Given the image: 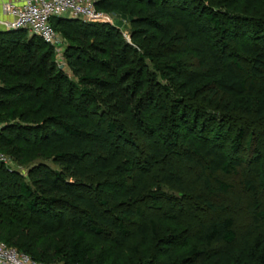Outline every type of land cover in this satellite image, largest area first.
I'll list each match as a JSON object with an SVG mask.
<instances>
[{"label":"trees","instance_id":"trees-1","mask_svg":"<svg viewBox=\"0 0 264 264\" xmlns=\"http://www.w3.org/2000/svg\"><path fill=\"white\" fill-rule=\"evenodd\" d=\"M241 1L248 11L264 9V0ZM214 4L215 0H100L98 11L130 18V44L114 22L52 19L54 30L67 43L63 68L39 37L25 30L0 31V152L21 165L44 158L60 166L33 165L28 183L0 163V186L10 193L0 199V242L42 264H264V255H257L250 243L236 247L230 217L199 223L192 234H184L186 240L180 235L161 238L157 222L145 217L151 207L142 204L147 198L158 201L156 195L152 190L147 194L148 187L126 184L133 181L135 153L144 150V143L137 141L146 133L162 141L144 156L145 161L174 153L179 161L204 164L202 171L209 174L203 187L206 197L227 194L230 186L214 175L234 174L243 164L242 151L251 153L259 146L260 129L255 133L238 127L225 149L220 130L213 137L203 126L196 131L195 117L191 120L187 113L191 108L186 103L202 94L213 97L211 103L223 95L234 102L233 108L221 100L211 104L212 110L222 111L223 119L233 118L239 108L259 128L264 125V90L253 93L264 81V10L252 31L241 30L243 43L237 33L247 23L233 30L237 35L233 45L248 62L245 71L238 57L218 56L213 47L212 36H225L227 31ZM176 28L195 32L208 46L211 67L206 77L212 85L205 90L204 81L184 76L179 62L161 64L165 84L152 83L131 68L171 53L178 45ZM158 91L164 100L172 97V107L159 106ZM146 102L155 107L153 115L171 108L174 116L176 105L181 106L183 132L173 133L169 124L166 128L169 119L158 120V129L147 125ZM167 172L160 184L184 189L172 167ZM254 175L264 188L263 171L257 167ZM255 182L244 181L242 187L253 192ZM256 214L264 219L262 212Z\"/></svg>","mask_w":264,"mask_h":264},{"label":"rangeland","instance_id":"rangeland-1","mask_svg":"<svg viewBox=\"0 0 264 264\" xmlns=\"http://www.w3.org/2000/svg\"><path fill=\"white\" fill-rule=\"evenodd\" d=\"M215 3L216 4L212 6L214 7L213 11L216 12L217 18L223 21L222 24L224 27H226L227 31L225 36L219 34L212 36L214 41L213 47L218 50V56L228 55L230 60L238 57L237 62L245 71H247L248 62L240 55L239 49L233 45L232 39L238 35L239 41L243 43L245 39L241 37V30L243 29L244 32L245 30L249 32L252 31V28L262 18L261 15L264 9L260 7H254L253 10L248 11L247 8L243 6L241 0H215ZM103 15L114 22L115 26L119 27L120 36L124 41L130 44V18L124 14L115 15L103 12ZM63 18H69V14H64ZM244 22L247 23L246 26L242 25ZM238 24L242 26L238 28V33L236 35L233 34V30L236 29ZM56 33L59 45L61 48H63L62 52L64 53L67 43L58 32V29L56 30ZM174 34L177 37L176 40L178 45L177 47H174V50H172L171 53L166 54L164 58L155 57L154 61L145 59L143 63H134L131 68L139 72L140 76L147 77L152 83L155 82L158 84H165L167 80L161 79V75L163 74L161 64L169 65L171 63L174 64L175 62H179V69L183 71L184 76L187 78L191 77L196 81H204L205 84H203L202 87L203 90H205V87L212 84H208L209 81L206 77L208 70L211 67V58L204 38L202 36L196 35V33L192 31L190 33L184 32L180 28H176ZM224 45H226V48ZM58 57L59 56H57V54L54 52V59L57 61V63H59L60 67L63 68L66 63L65 59L63 56L61 59ZM134 58L136 61L135 56ZM153 89L155 90V88ZM144 90L147 91L148 87L145 86ZM263 90L264 81H261L256 86V90L253 93L254 95H257L258 92H263ZM158 92L159 93L157 95L160 99L159 106H161L162 103H166L168 107H172V97L164 100L162 97V92ZM202 95L203 97L199 96L198 99H193L192 101L186 103L191 108L190 110H187V113L189 114L188 116L191 118V120L195 117V120L193 121L196 123V131H198V129L203 126L202 129H204L205 133L213 137L212 134L217 132V129L220 130L224 138L223 143L225 149L229 148L233 131H237L236 129L238 127H244L248 131L253 130L255 133L259 131V129L261 131L259 146L255 145V149H253L254 151L251 153H244L242 151L240 156L243 159V164L237 170V172L229 176H224L221 174L214 175V178H218L220 181L230 186L228 193L225 195H207L206 197L203 192V187L204 181L208 178L209 174L207 172L203 173L202 170L204 168V164H199L194 159H191L190 161L182 159L180 160L182 162H180L174 153H170L165 155L162 159H158V161L149 159L145 161L144 156L148 153L150 154L158 142L160 143L162 141L154 136L147 137L148 133H146L144 137H140L137 141L139 145L144 143V150H139L140 154L135 153L137 162H134L132 165L133 181L128 180L126 184L128 186L131 184H136L140 187H148V191L146 193L148 194L152 190L154 195H156L158 201L147 198L145 199V202H142V204L151 207L145 210V217L148 220L153 219L157 222L161 238L166 235H180L182 240L184 237L186 240L188 238H186L184 234H192L199 223L207 224L208 222L219 217H230L234 220L235 224V231L237 234V242L235 244L236 247H241L245 242H248L256 250L257 255H264V219H260L256 214L258 212H262L264 214V188H260L258 182L259 180H254V174L257 167L260 168L264 173V125L262 128H259V126L252 122V116L248 115V113L244 111H241V109L238 110L239 108L236 110V112H234L235 116H233V118L230 116L228 119H223L222 117L224 114L222 111L212 110L213 108L211 104L215 106V104L221 100L222 103L225 102V105H227L226 107L233 108L232 106H234V102H232L231 99L222 98L224 96L220 95L218 100H215L211 103V101L214 99L213 97L209 96V94ZM202 99L205 100V102H202ZM145 104L146 105L144 107L146 110L143 112V119L147 125L158 129V120L163 121L164 119H169L171 124L167 122L165 124L166 128H168L169 124V127L173 133L177 132L181 134L183 132L181 121L185 118H179L182 111L181 106H178V104L176 105V108L174 109V116H171L170 111H173L171 108H168V110L163 112L165 115L164 116L163 114L153 115L155 110L153 104H148V102ZM216 107H219V104ZM250 108L254 110V101H251ZM242 109L244 108L242 107ZM199 112L201 113L198 114ZM232 124L234 127H232L230 130L229 127H231ZM0 125L2 126L1 119ZM164 135L166 134L160 133V137H164ZM222 136L220 135L221 138ZM4 155L8 159L9 167L3 164L2 165L7 169V171L10 174H18L28 183L29 180L27 173L33 165L41 163L55 169H58V167L60 168L59 165L53 162V159L42 158L34 161H27L21 165L17 163L12 157H10V155ZM229 155L231 157L234 156V154ZM138 157L142 159L139 161ZM171 167L182 182V187L184 189L180 191L165 184H160V178L165 176L168 173L167 170H169ZM210 178L211 183L214 186L215 182L213 176ZM251 180H253V182L256 181L253 185L255 188L253 192L245 190L242 187V183L244 181ZM188 190L189 193H187ZM8 194H10L9 191L4 190L0 186V196L3 195L0 197V199H3V197ZM206 204H209L212 206V208H208ZM13 214L14 212L10 213V215ZM19 215L21 222L20 224H24L26 221V216L22 210L20 211ZM0 223L2 224L1 220ZM132 231L134 232V230ZM149 242L150 240L148 239L146 242H144V244H149Z\"/></svg>","mask_w":264,"mask_h":264},{"label":"built area","instance_id":"built-area-1","mask_svg":"<svg viewBox=\"0 0 264 264\" xmlns=\"http://www.w3.org/2000/svg\"><path fill=\"white\" fill-rule=\"evenodd\" d=\"M100 0H23L22 3L7 2L2 6V13L7 18L1 22L0 31L25 30L30 35L39 37L50 46L61 59L63 52L51 21L69 14L72 19L88 23L113 22L96 9ZM0 125V129H1ZM0 163L8 165V159L0 153ZM0 264H42L29 255L0 242Z\"/></svg>","mask_w":264,"mask_h":264},{"label":"crops","instance_id":"crops-1","mask_svg":"<svg viewBox=\"0 0 264 264\" xmlns=\"http://www.w3.org/2000/svg\"><path fill=\"white\" fill-rule=\"evenodd\" d=\"M7 2H14V3L20 4V3L23 2V0H0V23L7 20V18L2 13V6L5 3H7ZM0 29L1 30L3 29L2 26H1V24H0Z\"/></svg>","mask_w":264,"mask_h":264},{"label":"water","instance_id":"water-1","mask_svg":"<svg viewBox=\"0 0 264 264\" xmlns=\"http://www.w3.org/2000/svg\"><path fill=\"white\" fill-rule=\"evenodd\" d=\"M62 68V67H61Z\"/></svg>","mask_w":264,"mask_h":264}]
</instances>
